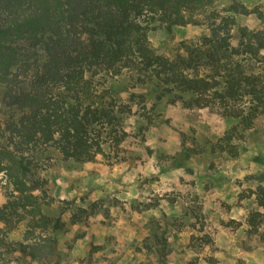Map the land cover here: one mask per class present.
I'll use <instances>...</instances> for the list:
<instances>
[{"label":"trees","instance_id":"trees-1","mask_svg":"<svg viewBox=\"0 0 264 264\" xmlns=\"http://www.w3.org/2000/svg\"><path fill=\"white\" fill-rule=\"evenodd\" d=\"M216 1L0 0V264H63L59 234L89 213L60 204L46 170L54 160L125 159L135 105L143 133L168 103L216 107L233 123L210 149L239 155L237 140L264 114V14L250 28L239 24L251 13L240 0ZM188 24L208 33L177 41L174 29ZM159 32L167 36L154 44ZM250 177L258 185L244 197L259 209L247 233L264 240V170Z\"/></svg>","mask_w":264,"mask_h":264},{"label":"rangeland","instance_id":"rangeland-1","mask_svg":"<svg viewBox=\"0 0 264 264\" xmlns=\"http://www.w3.org/2000/svg\"><path fill=\"white\" fill-rule=\"evenodd\" d=\"M240 2L251 13L238 15L239 24L261 28L257 12L264 14V0ZM174 33L180 41L208 29L188 24ZM165 36L154 33L151 40L157 44ZM3 111L0 98L1 116ZM140 112L135 105L127 120L122 161L98 155L83 164L54 160L47 168L53 196L71 202L60 204L89 213L59 234L63 264H264V240L247 233L246 223L259 206L255 195L244 197L258 185L250 175L264 170L253 158L264 156V114L237 140L239 155L231 156L210 149L233 123L216 107L168 103L157 108L161 115L154 113L144 133ZM5 202L0 188V206ZM6 264L40 263L24 258Z\"/></svg>","mask_w":264,"mask_h":264}]
</instances>
